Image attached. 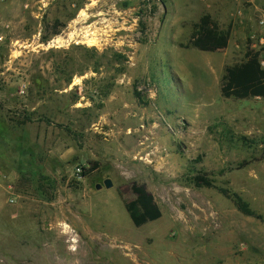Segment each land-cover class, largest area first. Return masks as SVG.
<instances>
[{
  "label": "rangeland",
  "instance_id": "rangeland-1",
  "mask_svg": "<svg viewBox=\"0 0 264 264\" xmlns=\"http://www.w3.org/2000/svg\"><path fill=\"white\" fill-rule=\"evenodd\" d=\"M228 1L0 0V264H264V98L219 89L253 42L264 60V0ZM205 12L233 55L182 46ZM133 180L162 212L141 226Z\"/></svg>",
  "mask_w": 264,
  "mask_h": 264
},
{
  "label": "trees",
  "instance_id": "trees-1",
  "mask_svg": "<svg viewBox=\"0 0 264 264\" xmlns=\"http://www.w3.org/2000/svg\"><path fill=\"white\" fill-rule=\"evenodd\" d=\"M55 24L57 26L64 25L58 20L52 23V25ZM53 29L55 30L52 33L57 34L58 28L54 26ZM229 38L230 29L220 28L217 21L205 12L193 23L189 39L182 46L185 48L192 46L202 51H218L227 46ZM219 85L220 95L223 98H264V67L259 59V50L247 46L241 61L226 64ZM96 165L95 162L89 167L80 166V175H87ZM191 179L196 187H214L212 180L205 172L196 173ZM130 189L133 198L124 200L123 204L134 226H141L161 216L159 205L144 183L133 180L130 182ZM216 189L230 199L242 214L262 219V216L252 210L238 193L229 192L225 187H216Z\"/></svg>",
  "mask_w": 264,
  "mask_h": 264
},
{
  "label": "bare ground",
  "instance_id": "bare-ground-1",
  "mask_svg": "<svg viewBox=\"0 0 264 264\" xmlns=\"http://www.w3.org/2000/svg\"><path fill=\"white\" fill-rule=\"evenodd\" d=\"M77 38H81V39H85L86 42H88L89 44H93L96 41V38L94 37V34L90 31L89 29H85L84 31L80 32V33H69L68 39L66 38H62V37H58L56 39L53 40L55 45H62L67 43V41H71V40H76ZM65 228H67L68 226L65 225ZM73 242L76 241L75 238L71 239Z\"/></svg>",
  "mask_w": 264,
  "mask_h": 264
},
{
  "label": "crops",
  "instance_id": "crops-1",
  "mask_svg": "<svg viewBox=\"0 0 264 264\" xmlns=\"http://www.w3.org/2000/svg\"><path fill=\"white\" fill-rule=\"evenodd\" d=\"M252 1V4H254L255 5V9L256 10H260L259 9V7L255 4V0H251ZM231 5V1L229 2L228 0H218V2H217V7H220V8H222L223 7V9L226 7V8H229V6ZM227 10V9H226ZM225 10V11H226ZM233 33V32H232ZM232 33H231V35H230V38H229V41H228V44H227V46L224 48V49H222L223 50V55H233V52H234V50H235V46H237L238 44L235 42V40L233 39V36H232ZM215 52H217V51H215ZM224 59V58H223ZM221 62V61H220ZM223 69H224V67H223V64L222 65H220ZM225 66V65H224Z\"/></svg>",
  "mask_w": 264,
  "mask_h": 264
},
{
  "label": "built area",
  "instance_id": "built-area-1",
  "mask_svg": "<svg viewBox=\"0 0 264 264\" xmlns=\"http://www.w3.org/2000/svg\"><path fill=\"white\" fill-rule=\"evenodd\" d=\"M260 23L263 24L264 23V20H260ZM253 37V36H252ZM0 39H1V36H0ZM257 42H259L260 44H263L264 43V37H259V39L257 40ZM255 42H253L252 44H250V47L253 48L255 47ZM261 64L263 65L264 67V60H260ZM80 172H81V168L80 166L76 167V174H79L80 175Z\"/></svg>",
  "mask_w": 264,
  "mask_h": 264
},
{
  "label": "water",
  "instance_id": "water-1",
  "mask_svg": "<svg viewBox=\"0 0 264 264\" xmlns=\"http://www.w3.org/2000/svg\"><path fill=\"white\" fill-rule=\"evenodd\" d=\"M103 185H104V187H106V188H110V187L112 186V180H111L110 178H105V179L103 180ZM101 186H102L101 183H96V184H95V188H96V189L101 188Z\"/></svg>",
  "mask_w": 264,
  "mask_h": 264
}]
</instances>
